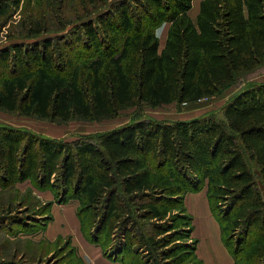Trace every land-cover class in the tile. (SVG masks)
Here are the masks:
<instances>
[{
	"label": "trees",
	"instance_id": "16d2710c",
	"mask_svg": "<svg viewBox=\"0 0 264 264\" xmlns=\"http://www.w3.org/2000/svg\"><path fill=\"white\" fill-rule=\"evenodd\" d=\"M192 3L0 0L1 111L68 122L132 109L71 140L0 123V193L28 181L76 201L83 238L121 264H203L184 199L205 188L233 264H264V81L222 117L147 112L214 97L264 65V0H200L194 19Z\"/></svg>",
	"mask_w": 264,
	"mask_h": 264
},
{
	"label": "rangeland",
	"instance_id": "374dc122",
	"mask_svg": "<svg viewBox=\"0 0 264 264\" xmlns=\"http://www.w3.org/2000/svg\"><path fill=\"white\" fill-rule=\"evenodd\" d=\"M194 1L197 6L199 1ZM194 9L190 14H193ZM19 13V8L12 13L10 25L19 19ZM7 30L8 27L6 26L0 32V45L8 42ZM260 81H264V65L249 74L239 76L233 84L214 97L189 104L164 105L155 109H148L147 112L154 117L170 120L188 119L207 112H213L217 117H222V106L232 95L242 89L246 83ZM131 112L132 109L125 110L114 119L101 121L71 120L62 122L41 120L0 110V123L24 127L35 133L54 138L71 140L78 135L96 133L123 124L128 121ZM17 192L22 199L21 204L15 202L18 199L13 197ZM72 202L70 200L67 203L58 204L54 201L49 190H37L28 181L17 183L15 191L9 190L0 193V264H90L78 254L71 238L72 247L67 245L68 236L58 235L48 239L43 234L46 225L52 219L53 208L66 206ZM67 216L69 215L64 214L66 219ZM67 225L68 228H72L69 219ZM192 225H194L193 222ZM199 229V222L196 221V232ZM71 248L74 250L72 251Z\"/></svg>",
	"mask_w": 264,
	"mask_h": 264
},
{
	"label": "crops",
	"instance_id": "0c3cea01",
	"mask_svg": "<svg viewBox=\"0 0 264 264\" xmlns=\"http://www.w3.org/2000/svg\"><path fill=\"white\" fill-rule=\"evenodd\" d=\"M200 1V0H197ZM199 4V3H198ZM189 15L195 18L198 7H195L193 0ZM198 6V5H197ZM168 23H163L157 29L159 47L165 43ZM66 206H56L52 210V219L44 229V236L52 239L58 235L69 236L72 244L76 247L78 254L90 264H121L111 262L102 255L100 247L88 243L82 236L79 228V221L76 217L77 202L72 200ZM187 212L193 217L192 237L197 238L196 254L203 264H233V259L221 241L220 229L217 221L211 214L209 204L205 195V188L196 193H188L184 199ZM64 214H68L67 219ZM69 217V218H68ZM70 220L72 228H68L67 220ZM196 221L199 222L200 229L196 232Z\"/></svg>",
	"mask_w": 264,
	"mask_h": 264
},
{
	"label": "bare ground",
	"instance_id": "6f19581e",
	"mask_svg": "<svg viewBox=\"0 0 264 264\" xmlns=\"http://www.w3.org/2000/svg\"><path fill=\"white\" fill-rule=\"evenodd\" d=\"M196 7H197V6H196V4H195V9H194V10H196ZM192 13H194V12H192Z\"/></svg>",
	"mask_w": 264,
	"mask_h": 264
}]
</instances>
